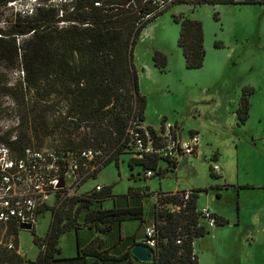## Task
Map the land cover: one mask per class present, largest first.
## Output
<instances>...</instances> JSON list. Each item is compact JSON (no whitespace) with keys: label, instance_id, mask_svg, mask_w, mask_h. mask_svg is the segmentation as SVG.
<instances>
[{"label":"trees","instance_id":"obj_1","mask_svg":"<svg viewBox=\"0 0 264 264\" xmlns=\"http://www.w3.org/2000/svg\"><path fill=\"white\" fill-rule=\"evenodd\" d=\"M14 1L0 0V9ZM36 2L31 13L10 15L0 26V90L12 99L8 106L0 104V116L12 112L18 118L17 132L14 135L8 129L0 133V145L15 156L28 148L52 149L58 154L93 150L100 155L88 169L81 161L76 194L65 198L58 194L54 202L38 210L40 215L52 210L53 218L42 241L34 240L41 247L37 258L25 259L16 240L13 248L6 244L0 249V264H199L193 243L210 228L197 213V200L207 188L192 189L188 200L184 197L186 191L159 192L156 194L162 198L158 201L155 193L145 189L141 194H151L153 198L146 214L143 203L148 197L140 201L135 198L139 205L105 208L107 199L117 197L113 195V185H96L81 193L80 189L110 163L119 168L120 156L129 151H133L129 167L142 171V175L131 174L130 180L135 182L173 175L180 161L155 153L141 154L131 135L136 125L144 134L142 124L146 120L147 98L140 92L134 63L135 46L143 30L174 6L264 5V0H65L60 5L53 0ZM172 18L180 25L178 46L185 68L200 69L206 56L202 22L182 14ZM215 18L218 19L216 15ZM220 46V42L215 44L216 48ZM152 58L154 67L164 72L167 56L156 51ZM14 71L20 73L18 81L9 85ZM252 94L253 89L242 88L236 111L240 124L249 118ZM146 129L156 134V129ZM54 136L60 138L59 144L44 148L46 139ZM210 171L217 176L212 167ZM148 172L152 175L147 176ZM118 196L128 201L134 198ZM83 210L86 212L80 225ZM145 215L152 220L149 226L156 230L152 263L137 261L130 250L121 254L119 247L126 241H131L132 246L138 244V230L133 236L121 238V224L139 221L142 225L147 221ZM215 217L216 226L229 223L224 217ZM82 228L109 236L117 230L119 233L109 248H103V239L96 237L83 247L77 243L75 257L57 258L62 253L61 236Z\"/></svg>","mask_w":264,"mask_h":264},{"label":"rangeland","instance_id":"obj_2","mask_svg":"<svg viewBox=\"0 0 264 264\" xmlns=\"http://www.w3.org/2000/svg\"><path fill=\"white\" fill-rule=\"evenodd\" d=\"M64 1L53 0L59 5ZM36 6V0H15L0 9V26L5 24L10 15L31 13ZM180 14L199 20L203 24L206 56L200 69L188 70L185 68L182 50L178 46L180 25L176 24L172 18V15ZM215 15L218 19L215 18ZM219 42L221 46L216 48L215 44ZM156 51L167 56L164 72L156 68L152 71L154 68L152 57ZM134 63L138 71L140 92L147 98L146 120L149 125L158 128L159 123L161 125L166 122L174 124L178 121L182 135L185 137L189 136L191 128H197L201 137V148L204 151L209 152L212 148L211 145L220 148L221 155L225 159V174L231 180H236L234 176L238 175V173L236 174V161L233 156L235 148L233 142L239 140L241 143H247L252 146L254 153L257 152L256 163L261 165L260 173L264 174V150L258 149L262 153L258 154L253 143L247 141L252 136L255 140L262 139L264 136V5L174 6L143 30L135 46ZM19 74V71L11 72L9 85L18 81ZM214 76L221 77V81L216 85L218 92L212 90L213 94L208 97L204 94L207 90L205 86L209 85ZM244 87L254 88L256 92L255 98L251 101L253 105L250 112L252 115L250 124L246 127L245 125L240 126L238 129L233 124V111L235 110V103L238 102V95L242 94ZM11 102V97L0 90V104L8 106ZM160 115L163 116L161 121L159 120ZM260 118L263 119L261 123L259 122ZM17 122L18 118L15 113L10 112L0 116V133L12 129L15 135ZM215 126L217 129H213ZM251 127L254 128L253 133L247 130V128L252 129ZM59 141L58 136L48 138L43 147L55 148ZM201 148L197 154L198 157L195 155L181 157L179 168L173 175L162 179L152 177L137 182L130 180V176L131 174L142 175V171L139 167H135L134 170L129 167L128 160L132 157L133 152L129 151L120 156L119 168L116 167L115 163H110L102 169L95 179H89L80 189V193L93 189L96 185H113V195L124 194L125 198L134 197L129 202L132 205L136 203V199L140 201L146 197L152 203L151 194H141L145 190L143 185H148L155 194L176 192L179 191L178 189L189 191L197 187L210 189L215 194L218 189L215 187L217 181H214L210 174L213 159L211 154L207 156L201 154ZM216 163L219 164L218 161ZM248 163L254 164L255 161L248 159ZM245 178L252 180L253 176H246ZM255 178L257 180H253L261 182L258 177ZM130 187H132L131 192L126 196ZM230 193L231 191L226 200L223 201L224 204H229L225 207L228 213L231 212L230 204L236 203L235 199H231L236 194ZM212 194L210 192L200 194L198 207L201 208L204 205H209V203L215 205L219 203L218 205L224 206L219 199L211 200ZM247 197L248 195H245L242 198L243 209L248 210L245 207L254 202L252 199H257V203H261L260 198ZM216 200L217 202H214ZM54 201L55 198L52 197L51 202ZM117 204L127 205L126 200L123 201L121 197ZM104 206L112 207L113 200L107 199ZM236 206L233 208V212H237ZM146 209L148 211L149 207ZM85 212L86 210H83L80 214L78 220L80 225H82ZM244 215L246 214L244 213ZM52 218V210L43 213L38 217L31 231L0 226V249L6 247L11 239H13L14 244L18 240L19 249L24 258L35 260L41 247H38L34 240L40 238L42 241L50 227ZM137 226V221L126 222L123 224V232L129 233ZM212 231L211 228V233ZM241 232L242 234H239V237L233 241L238 243L237 246H239L241 254H235L231 258L229 250H233L232 247H223L217 250L216 255L220 253L217 256V262L220 264H264V225H253L251 222H245ZM118 233V230L112 233L107 239V243L115 240ZM248 234L249 237L247 238ZM75 237V232L61 236L59 247H62L63 256L73 255L76 247ZM212 239L210 234L205 239L195 241V250L198 254L200 250L212 246ZM221 246L219 243L215 244V248ZM206 251L208 249L203 253ZM200 258L202 261L201 254ZM203 260L204 264L213 263V259L207 254H204Z\"/></svg>","mask_w":264,"mask_h":264},{"label":"built area","instance_id":"obj_3","mask_svg":"<svg viewBox=\"0 0 264 264\" xmlns=\"http://www.w3.org/2000/svg\"><path fill=\"white\" fill-rule=\"evenodd\" d=\"M135 127L131 135L141 154L155 153L165 159L180 160L183 156L196 155L201 148L200 134L191 131L185 137L178 123H163L155 135L144 127V134L141 133L138 131L140 125ZM99 155L100 152L93 150L58 154L52 149L28 148L22 155L15 156L8 147L0 145V226L31 224L34 227L41 213L38 210L48 205L52 197L57 199L58 194L64 198L76 194L81 161L82 166L88 169ZM211 167L214 174H221L216 161ZM151 175L152 172L147 173V176ZM61 180L64 181L63 187H59ZM191 194V190L186 191L185 199L188 200ZM160 198L159 194L154 196L155 201ZM197 213L206 226H216L217 219L209 208H198ZM155 236V227H147L146 240L153 249ZM12 240L7 243L9 249L13 248Z\"/></svg>","mask_w":264,"mask_h":264},{"label":"crops","instance_id":"obj_4","mask_svg":"<svg viewBox=\"0 0 264 264\" xmlns=\"http://www.w3.org/2000/svg\"><path fill=\"white\" fill-rule=\"evenodd\" d=\"M220 69H222V68H220ZM154 70H155V67L152 68V71H154ZM149 71H150V68H149ZM219 81H221V77H219V76L212 77L210 82H209V85H208L209 87L205 86L207 90L204 92V94L209 97L213 94L212 90H215L216 92H218V90L216 89V85ZM248 88H251V87H248ZM251 89H253V94L250 96V103H251L250 112H251V108L253 105L251 101L253 98H255L254 95L256 92V90L254 88H251ZM240 96H241V94L238 95V102L235 103V110L234 111L232 110L233 111V118H234L233 124L236 125L238 127V129H240V126L245 125V127H246L248 124H250L251 116H252L249 112V118L246 121V123L245 124L239 123V119H238L236 111L239 107ZM232 109H233V107H232ZM146 116H147V112L145 113V118H146ZM162 118H163V116L160 115L159 120L161 121ZM262 121H263V119L260 118L259 122L261 123ZM175 123H178V125H179L178 121ZM143 124H144L143 125L144 128L150 127L153 129H159L160 125H161V123H159L158 128L154 127L152 125H149L147 120H145V122ZM251 128L252 129L247 128V130H250V131H252L251 133H253L254 128L253 127H251ZM213 129H217V126H215ZM191 131L199 133V130L197 128H194V127L191 128V130L189 132H191ZM259 140H262V141H259ZM259 140L258 139L255 140L253 136L250 139H247L248 142L253 143L254 149H256L257 151H258V149L264 150V136L262 139H259ZM233 144L235 147L233 156H234V160L236 161V174L238 173V175H236V176L233 175V176L236 178V180H234V179L231 180L229 178V176H226V174H225L226 168L224 165L225 159L221 155L220 148H217V147L211 145L210 147H212V148L209 150V152L204 151L201 148V154H203L204 156L211 154L212 159L215 158L216 159L215 161L216 162L218 161V163L222 167L221 168L222 172L220 175H217V176L211 175L212 178H214V181H217L215 184V187H217L218 189L216 190L215 194L210 189H208L207 192H203V193L204 194H208L209 192L211 194L213 193L211 200H215L214 198H216V199H219L223 203V201L226 200L228 193L231 191L230 194H232V195L236 194V196H234L235 198L234 197L231 198V199H235L236 203L233 202L230 204V208H231L230 213H228L225 210V207L229 206V204L226 205L223 203L224 206H222V205H218L219 203H216V205L214 203L213 204L209 203V205L207 204V205L202 206V207L209 208L215 215H218L220 217H224V218L228 219L229 223L226 225L216 226L215 228H212V230H213L212 233H211V228H210L207 230L206 235L204 237L196 238L194 240V243H193L194 244V254L197 256L199 264H204V260H203L204 254L209 255L210 258L213 259V263H211V264H220L217 262V256L220 253L218 255H216V253H217V250H220L223 247H226V248L232 247L233 250H229V252H230L229 254H230L231 258H233V255H235V254L240 255L241 251H240L239 246H237L238 243H235L233 241H234V239H237L239 237V234H242V232H241L242 225H244L245 222H251L253 225H258V224L264 225V174L260 173L261 169H262L261 165H258L256 163V160L258 158L257 152L254 153L255 151L252 149V146L248 145L247 143H241L239 140H235L233 142ZM197 154L195 155L196 157H198ZM258 154H262V153L258 151ZM248 159H250L251 161L252 160L255 161V163L249 164ZM178 168H179V163H178V166H177L175 172L178 170ZM210 174H211V171H210ZM246 176H248V177L253 176V179H256L255 177H258V180H260L261 182H256L253 179L248 180L245 178ZM143 187L145 189H149L150 192H153L148 185H145V186L143 185ZM197 188H202V187H197ZM178 190L180 191V189H178ZM176 192H178V191H176ZM176 192H167V193H176ZM122 195H124V194H122ZM245 195H248V197L253 196V197L260 198L261 203L260 204L257 203V201H256L257 199H252L254 202L253 203L251 202L250 206L245 207V208H248V210L243 209V206L241 204H242V198ZM120 197L121 196L110 198L113 200V206L114 207L133 206L132 204H129L130 200L129 201L126 200L127 205L117 204L118 199ZM214 202H217V200ZM139 204H140V202H138L134 205H139ZM143 204H144V209H145V214H146V210H147L146 207H150V205H152V203L150 202V200H147ZM236 204H237V206H236ZM197 206H198V200H197ZM235 206H236L237 212H233V210H234L233 208ZM103 207H105L104 203H103ZM105 208H111V207H105ZM244 213L246 215H244ZM145 219H147L146 215H145ZM137 222H138V226L133 231L126 233V234L123 232V224L126 222L122 223L121 227H120V230L122 232L121 238L133 236L136 233V231L138 230V234H137L135 242L138 244H148L146 237H145L144 230L146 227H148L151 224L152 220L147 219V221L142 225L139 221H137ZM71 232H74V231H71ZM71 232H67V233H71ZM82 232H85V233L82 234ZM210 234H211V239L213 238L212 239L213 240L212 246L211 247L208 246L206 248V249H208V251H206L205 253H203V251H205L206 249L200 250V253L198 254V252L195 250V241L199 240V239H205L206 236H208ZM75 235H76V237H75L76 247L74 248L75 250L73 252V255L63 256V254L61 253L60 255L57 256V258L62 259V258H73V257H75L77 255V243H79L83 247V246H86L88 243H90V241H92L96 237L103 239V248H105V249L111 247L114 243H116L115 241L113 243H111V242L107 243V239L109 238V233L108 234H102V233H99L97 231H90L87 228L80 229L77 233L75 232ZM248 237H249V234L247 235V238ZM216 243H219L222 246L220 248H215ZM133 246H132L131 241H126V242L121 243V245H119V247L122 249L121 254L126 252L127 250H131V248ZM61 250H62V247H61ZM200 254L202 256V261L200 258ZM223 254H225V252H223ZM207 264H210V263H207ZM231 264H233V263H231Z\"/></svg>","mask_w":264,"mask_h":264},{"label":"water","instance_id":"obj_5","mask_svg":"<svg viewBox=\"0 0 264 264\" xmlns=\"http://www.w3.org/2000/svg\"><path fill=\"white\" fill-rule=\"evenodd\" d=\"M64 186V181L61 180L59 187ZM21 230L31 231L33 230V225L31 224H21ZM132 256L141 263H152L155 260V251L154 249L147 244H136L130 250Z\"/></svg>","mask_w":264,"mask_h":264}]
</instances>
